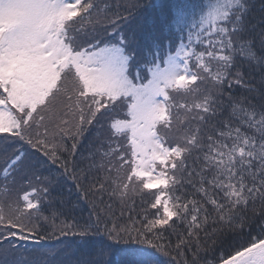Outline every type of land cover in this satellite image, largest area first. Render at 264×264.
I'll return each instance as SVG.
<instances>
[{"label": "snow or ice", "instance_id": "1", "mask_svg": "<svg viewBox=\"0 0 264 264\" xmlns=\"http://www.w3.org/2000/svg\"><path fill=\"white\" fill-rule=\"evenodd\" d=\"M120 254L264 264V0H0V264Z\"/></svg>", "mask_w": 264, "mask_h": 264}, {"label": "trees", "instance_id": "2", "mask_svg": "<svg viewBox=\"0 0 264 264\" xmlns=\"http://www.w3.org/2000/svg\"><path fill=\"white\" fill-rule=\"evenodd\" d=\"M136 199H137V201H138L139 198L137 197ZM76 239H78V238H76V237H71V236H69V237H61V238H60V240H63V241H65V242H67V241H72V240H76ZM59 243H60V241H59V240H56V239L45 240V241L42 242L43 246H48V247L58 245ZM73 250H74V246H73ZM128 259H130L129 256L124 255V254H120L121 264H124V261H126V260H128Z\"/></svg>", "mask_w": 264, "mask_h": 264}]
</instances>
